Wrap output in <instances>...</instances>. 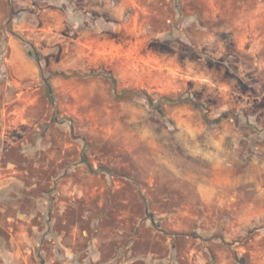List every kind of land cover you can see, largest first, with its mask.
<instances>
[{
    "label": "rangeland",
    "instance_id": "obj_1",
    "mask_svg": "<svg viewBox=\"0 0 264 264\" xmlns=\"http://www.w3.org/2000/svg\"><path fill=\"white\" fill-rule=\"evenodd\" d=\"M0 264H264V0H0Z\"/></svg>",
    "mask_w": 264,
    "mask_h": 264
},
{
    "label": "trees",
    "instance_id": "obj_2",
    "mask_svg": "<svg viewBox=\"0 0 264 264\" xmlns=\"http://www.w3.org/2000/svg\"><path fill=\"white\" fill-rule=\"evenodd\" d=\"M20 39L23 40L22 38H20ZM23 41H24V40H23ZM24 42L27 43V44L29 45V48H30L29 55H30V56L33 55V56L35 57L36 61L39 63V59H38V56H37V53H36L35 48H34L31 44H29L28 42H26V41H24ZM39 67H40V66H39ZM40 72L42 73L41 67H40ZM132 95H135V94H133V93L131 94V92H129V91H124V92L121 94L120 97H122V98H124V99H127V98L132 97ZM143 95H144V97L147 99L148 103H151V102H150V98H149V96H147V95L144 94V93H143Z\"/></svg>",
    "mask_w": 264,
    "mask_h": 264
}]
</instances>
